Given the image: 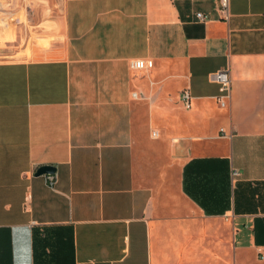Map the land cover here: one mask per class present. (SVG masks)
<instances>
[{
    "label": "crops",
    "instance_id": "obj_1",
    "mask_svg": "<svg viewBox=\"0 0 264 264\" xmlns=\"http://www.w3.org/2000/svg\"><path fill=\"white\" fill-rule=\"evenodd\" d=\"M31 5L0 58V264H264V0Z\"/></svg>",
    "mask_w": 264,
    "mask_h": 264
},
{
    "label": "rangeland",
    "instance_id": "obj_2",
    "mask_svg": "<svg viewBox=\"0 0 264 264\" xmlns=\"http://www.w3.org/2000/svg\"><path fill=\"white\" fill-rule=\"evenodd\" d=\"M33 14L32 5L26 8L20 0H0V58L17 56L16 35L22 28H30Z\"/></svg>",
    "mask_w": 264,
    "mask_h": 264
},
{
    "label": "built area",
    "instance_id": "obj_3",
    "mask_svg": "<svg viewBox=\"0 0 264 264\" xmlns=\"http://www.w3.org/2000/svg\"><path fill=\"white\" fill-rule=\"evenodd\" d=\"M22 4L26 8H29L33 0H21ZM231 0H220V11L222 13V16L226 19H228L231 15V7H230ZM196 16L201 20H207L209 19V16L202 12L198 11L196 12ZM130 66L134 69L144 68L146 66H152L153 60L151 59H143V58H135L130 60ZM211 79L219 83V100L222 105H225L227 102L225 97H229L230 95V88H231V78L229 74V69H220L215 72L211 73ZM133 96L137 97L138 93L133 92ZM182 99L185 102V105L189 107L191 105L190 99V91L188 89L183 90L182 92ZM159 135V132L157 130L152 131V136L157 137ZM237 170H233V174H237ZM46 179L50 186L54 187L58 180V174L57 172L52 173H46Z\"/></svg>",
    "mask_w": 264,
    "mask_h": 264
},
{
    "label": "water",
    "instance_id": "obj_4",
    "mask_svg": "<svg viewBox=\"0 0 264 264\" xmlns=\"http://www.w3.org/2000/svg\"><path fill=\"white\" fill-rule=\"evenodd\" d=\"M52 172H56V169L54 166L48 165V164H44L37 169L38 174H41V173L46 174V173H52Z\"/></svg>",
    "mask_w": 264,
    "mask_h": 264
}]
</instances>
